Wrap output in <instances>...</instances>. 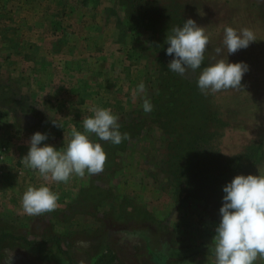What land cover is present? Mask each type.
<instances>
[{
  "label": "rangeland",
  "instance_id": "374dc122",
  "mask_svg": "<svg viewBox=\"0 0 264 264\" xmlns=\"http://www.w3.org/2000/svg\"><path fill=\"white\" fill-rule=\"evenodd\" d=\"M2 1L0 83L16 88L31 110L0 107V146L7 149L0 183L8 169L20 172V168H25L21 159L27 154L34 133L47 134L48 139L41 146L48 144L64 150L73 127L83 132V120L94 114L95 107L110 108L119 125L140 113V106L150 97L149 89L157 79L149 62L152 59L146 55L149 52L145 30L127 26L117 0H29L26 11H15L14 15L3 10L9 6L7 0ZM149 2L153 12L191 18L205 27L210 36L200 68L189 70L184 76L178 74L181 78L194 82L203 68L220 58L248 65L241 89L205 94L211 107L217 112L220 108L222 121L221 127L214 129L209 150L221 156V162L238 157V175H264V0ZM11 3V7H20L18 0ZM229 26L237 31L251 29L255 42L227 55L222 42L224 28ZM217 47L222 48L220 55L215 52ZM172 59H167V65ZM140 82L145 84L146 92L134 96ZM149 127L148 134L129 141L118 154L119 166L111 176L104 171L86 173L83 178L73 175L67 183H56L45 180L38 170H33L31 179L27 174H18L17 187H0V227L21 232L26 224L28 238L41 240L49 225H53L55 233H71V251L85 264H91L92 255L88 254L90 244L82 232L97 228L103 229L111 247L118 251L120 264H216L213 237L220 215L212 212V204L204 199L174 196L170 183L156 174L154 166L161 161L165 142L159 128ZM91 139L98 143L95 134H91ZM246 153L257 158L249 159ZM216 174L220 183L216 186L217 200L222 206L221 186L233 177L228 169H219ZM90 182L110 189L113 198L110 196L109 200L114 199L115 204L124 198L127 209L128 204L142 207L164 223L161 231L165 227L167 230L160 233L149 226L144 230L116 212L101 221L88 216L83 212L87 204L79 202L84 197L89 199ZM29 186L49 187L59 195L58 207L41 215H27L21 200ZM106 207L104 203L99 212ZM88 209L92 211L91 206ZM12 252V264H44L23 248L9 249L6 258ZM255 264H264V259H257Z\"/></svg>",
  "mask_w": 264,
  "mask_h": 264
},
{
  "label": "trees",
  "instance_id": "16d2710c",
  "mask_svg": "<svg viewBox=\"0 0 264 264\" xmlns=\"http://www.w3.org/2000/svg\"><path fill=\"white\" fill-rule=\"evenodd\" d=\"M117 2L122 8L123 19L127 26L133 30L136 28L145 30L149 52L146 55L152 59L149 62L155 69L157 79L155 86L148 92L150 96L148 99L154 106L151 113H145L141 105L140 113L134 114L132 118L120 124L119 131L122 134L127 133L128 139L123 140L119 145L97 139L107 154L104 174L113 175L119 166L118 154L124 151L129 141L143 133L148 134L151 129L149 126L154 125L162 132L165 142L161 161L154 166L156 174L162 175L170 183L174 196H184L185 199L194 200L204 199L208 204H212L213 208H210L212 212L219 214L221 206L217 200L219 197L216 186L220 183L216 173L219 169H228L234 178L240 171V163L238 157H231L221 162V156L209 150V141L215 136L214 129H219L222 121L220 108L217 112L211 107L205 94L198 89L199 76L194 82L188 81L167 67V59L171 57L166 55V49L169 47L167 37L173 34V28L182 27L186 18L155 13L148 6L151 3L149 0H117ZM0 107H21V110L25 108L31 110L26 98L9 83L7 85L0 83ZM254 156V154H245L249 159H256L257 157ZM87 187H91L89 199L87 197L85 200L84 197V201L79 203L87 204L83 212L88 216L101 221L116 212L119 217L124 215V218L130 219L131 223L142 228L152 227L160 233L167 230L165 227L161 231L164 223L157 221L142 207L128 204L127 209L126 199L123 198L117 204L113 202L114 199L109 200V197H112L111 190L100 188L105 186L90 182ZM104 203L108 207L100 213ZM89 206L92 207V211H89ZM49 227L50 229L42 234L41 240L28 238L26 224L22 225L24 230L21 232L0 227V264H4L7 251L15 248L32 252L33 259L44 264H80L71 251L73 239L71 233H55L53 225ZM102 230L101 228L86 229L82 232L85 241L90 244L88 254L92 255L91 264H120L118 251L111 247ZM43 248L49 250L44 251ZM151 250L149 244L148 252Z\"/></svg>",
  "mask_w": 264,
  "mask_h": 264
},
{
  "label": "clouds",
  "instance_id": "9594fccd",
  "mask_svg": "<svg viewBox=\"0 0 264 264\" xmlns=\"http://www.w3.org/2000/svg\"><path fill=\"white\" fill-rule=\"evenodd\" d=\"M167 37L166 55L173 57L168 69L184 76L189 70L195 72L204 61V53L210 43L206 28L198 26L189 18L182 27L172 29ZM255 42L251 29L239 31L232 27L224 28L223 45L227 55L246 49ZM220 55L222 48L215 49ZM244 62L229 63L226 58L217 59L203 68L197 80V87L203 94L225 90L241 89V81L248 71ZM146 87L140 82L133 95L145 93ZM151 101L143 100L145 113L153 110ZM92 116L83 120L84 131L73 127L71 139L64 150L43 144L47 134L34 133L29 140L27 154L21 159L29 169L38 170L45 180L67 183L73 175L83 178L85 174L96 175L103 171L107 160L102 145L91 139L95 134L100 140L119 145L128 139L127 133L119 131L118 117L110 108L95 107ZM222 206L219 209L220 222L215 228L214 254L216 264H255L257 259H264V175H237L222 189ZM59 195L47 186H29L21 200L23 211L30 216L52 212L58 207ZM12 252L4 264H12ZM83 264V261L80 262Z\"/></svg>",
  "mask_w": 264,
  "mask_h": 264
},
{
  "label": "crops",
  "instance_id": "0c3cea01",
  "mask_svg": "<svg viewBox=\"0 0 264 264\" xmlns=\"http://www.w3.org/2000/svg\"><path fill=\"white\" fill-rule=\"evenodd\" d=\"M3 1H6V0H3ZM2 1V2H3ZM29 0H18V2H20V4L18 3V5H20V7H22V10H19L20 7H17V5H15L14 7H11L12 3H11V0H7V3H8V9H3L4 11L8 12L11 11L12 15H14L16 12H19V11H26V4L28 3ZM29 4V3H28ZM16 7V8H15ZM16 11V12H15ZM64 95H66L67 92L64 91V89H62ZM19 171H15V170H12V169H8L7 173L5 174V176L3 177V179L1 180V183H0V187H17L16 186V183H15V177L18 175V174H27V176L31 179L32 175L34 176L35 173L33 170L29 169V168H23V169H19ZM30 174V176L28 175ZM37 174V173H36ZM34 187V186H33Z\"/></svg>",
  "mask_w": 264,
  "mask_h": 264
},
{
  "label": "built area",
  "instance_id": "2783aa9c",
  "mask_svg": "<svg viewBox=\"0 0 264 264\" xmlns=\"http://www.w3.org/2000/svg\"><path fill=\"white\" fill-rule=\"evenodd\" d=\"M7 149L4 146H0V179L2 177L3 168L6 161Z\"/></svg>",
  "mask_w": 264,
  "mask_h": 264
}]
</instances>
